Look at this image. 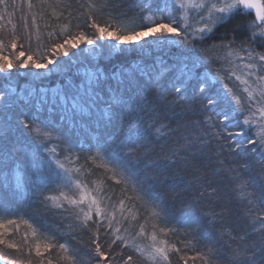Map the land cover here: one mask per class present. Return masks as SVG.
<instances>
[{
	"label": "trees",
	"instance_id": "1",
	"mask_svg": "<svg viewBox=\"0 0 264 264\" xmlns=\"http://www.w3.org/2000/svg\"><path fill=\"white\" fill-rule=\"evenodd\" d=\"M18 3L17 0L0 3V40L7 47L4 54L15 56L8 46L7 38L12 37L13 33L9 26L17 22L15 29H21L26 20L27 28H24L23 35L15 31L17 37H22L23 47L18 50L26 54L22 59L32 55L44 63L49 59L53 63L42 69L29 64V67L18 71L0 72V223L9 228L8 232L0 228V233H3L6 241L22 246L18 251L8 248L7 244H0V256L5 258L2 261L5 264H40L43 260L44 264H48L51 259L53 264H69L63 257L74 255L76 264H96L98 259L91 244L92 231H95L91 222V230L82 229L78 226L79 221H74L69 214L72 211L70 207L69 211H64L52 207L46 209L41 204L45 197L57 195L61 179H46L49 175L48 162L41 167L46 154L39 143L32 139V134L20 124L21 119L35 118V123L50 121L57 129V134L72 145L73 157L69 160L72 161L76 180L90 187H98L102 197L110 203L120 205L122 200L125 207L137 212L132 233L147 221H150L148 227L152 230L154 222L159 227L175 229L165 236L159 232V227L156 228L161 237L179 249L170 250V264H205L198 253L206 254L209 249L213 253L208 256L211 264H229L232 255H238L240 243L230 239V235L251 233V217L246 219L243 214L248 203L244 197L246 192H254L257 196L261 194L259 173L264 163V149L257 142L255 147L259 150L252 151L253 145L248 141H258L255 128L250 125L236 127L246 116L228 97L216 99L221 106L226 107L231 103L237 109L230 114L229 130L240 135L216 139L218 128H213L211 124L222 120V116L217 115L221 109H205L207 99L195 95L191 88L176 93L173 84L179 86L177 78L182 73L185 77L199 73L215 85L213 91L219 90L223 96L220 80L214 79L218 71L220 75L227 72L223 69L220 55L230 49L222 47V43L234 41L231 45L233 49L248 48L253 52L264 53V41L257 40L252 44L245 42L252 32L258 31L257 28L248 27L254 14L232 15L227 22L217 25L213 32L203 33L202 40L199 38L201 34L192 28V23L187 22L190 25L187 28L188 39L194 47H186L181 37L173 35L147 36L129 44H121L117 40L99 36L91 26L88 4L95 3L98 6L92 10V15L100 26H107L106 22L111 21L114 29L117 22H122L139 31L142 17L151 15L155 19L161 15L157 6L163 7L165 0H107L110 7L103 9L99 5L105 0H49L47 4L32 0L33 7L27 13L14 9L15 6L18 8ZM6 6L12 10L10 18ZM19 6L22 8V4ZM53 9L56 15H53ZM14 12H18L17 17ZM33 14L36 24L31 26ZM175 15L179 16V13ZM64 25L68 26V32L72 35L83 32L93 39V47L88 50L73 48L67 56L52 51L55 43H62L67 38L66 34L61 35ZM3 33L4 39L1 38ZM49 33L53 35L49 36ZM197 53L201 60L193 68ZM97 73L111 77L104 85L105 92L109 83L115 88L118 80L125 81L121 85V92L128 103L122 112L130 125L137 124L140 115L136 110L137 105L146 111L154 106L159 115L157 126L161 122L165 125L161 129L163 135L158 139L155 136L150 138V142L137 153L138 163L133 162L131 172L121 166L120 159L105 155V146L111 141L109 132L112 126L105 128L95 119L88 122L73 120L70 107L63 104L65 93L71 97L76 93L77 85L86 86L92 75ZM128 80L132 81L130 85ZM84 91V87L79 89L80 94H84ZM101 96L100 109L106 110L108 96L104 92ZM148 115L150 113L143 116L145 122H148ZM208 116L213 117V120L205 123ZM114 124L118 127L119 120L114 121ZM57 143L53 140L49 147L57 146ZM185 144L188 147H184ZM64 147L67 145L57 147L60 159H64L65 152L61 151ZM98 149L101 155L93 162L90 157ZM25 153L29 157L33 154L38 156L30 170L24 167ZM166 156L170 159L166 160ZM241 165L246 167L241 168ZM228 169H236L243 179L250 180L249 188H238L235 181L230 179L232 173ZM17 174H20L19 178ZM16 181L23 185H17ZM45 184L48 186L45 187ZM144 192H149L154 198H162L165 211L161 220H153L152 204L144 202L147 197L141 199ZM47 203L51 205L52 202ZM253 211L257 215L262 214L264 205L254 206ZM93 218L99 219L95 215ZM10 219L16 224L7 225ZM25 220L29 223H24ZM99 220L102 225L99 229L100 242L108 257L105 264H124L129 256L132 257L130 264H145L124 240H117L109 248L116 235L104 219ZM29 224L37 230L36 236L32 235ZM197 224L199 229L191 234L189 230L196 228ZM221 233L225 235L221 236ZM252 241H257L256 235L248 237V242ZM36 243L42 247L46 243L54 246L47 251L41 249L43 255L37 256ZM61 243L68 246V253L59 248Z\"/></svg>",
	"mask_w": 264,
	"mask_h": 264
},
{
	"label": "snow or ice",
	"instance_id": "2",
	"mask_svg": "<svg viewBox=\"0 0 264 264\" xmlns=\"http://www.w3.org/2000/svg\"><path fill=\"white\" fill-rule=\"evenodd\" d=\"M5 0H0V3H4ZM15 2V0H14ZM27 6L29 9L33 7L32 0H26ZM41 4H47L49 0H38ZM51 6V5H49ZM98 6L95 3L88 4V12L89 17L92 19L91 26L99 33L101 38L113 39L119 41L121 44H129L133 41H137L139 39H143L147 36H167L173 35L176 37H181V42L185 44L186 47H194L193 42L189 41L187 35V28L190 25L187 24L189 18V9H207V18L202 13H198L199 20L202 22L203 26L199 27L195 31L200 35V39H204L203 33L213 32L214 28L222 23L227 22L228 19L231 18L232 15L240 14V15H252L254 14V19L250 22L249 28H257L258 31H254L250 34L248 38H246L247 43L252 44L257 40L264 41V0H222V2L218 5L217 3H207L206 0H165L163 7L157 6V11L161 13L153 18L151 15H146L142 17V26L140 30L137 31L136 28L128 27L122 24V22H117L116 27L113 29L111 26V21L106 22L107 26H100L95 18L92 15V10L97 8ZM101 9L110 7L105 0V3L99 5ZM167 13V14H165ZM175 13H179V16H176ZM53 15H56L55 9H53ZM2 19V17H0ZM146 22V23H143ZM259 22V24H257ZM32 24H36L35 14L32 15ZM24 27L27 28V21L25 20ZM67 35V38L64 39L62 43H55L53 45L54 52H62L65 56L68 55L69 48H76L81 43L93 44L94 40L89 38L85 33L80 32L77 35H72L68 32V26L64 25L61 27V35ZM37 39H39V30L36 32ZM53 35L49 33V36ZM195 34L193 35V39H195ZM31 39V37H29ZM232 43L234 41H229L227 44L222 43V47L230 49V55L236 53L237 50L231 48ZM10 47L13 51L17 49V36L15 33V25H13V33L12 38L9 41ZM5 45L3 41H0V72L11 71L16 69L17 71L20 69H24L31 67L36 69L47 68L48 64H52L53 60L49 59L47 63H44L42 59H34L32 55H28L26 59H22L25 57V52L20 51L14 57L4 54ZM21 47H23L21 45ZM253 56V51H248V57L251 59ZM200 55L195 54V60L193 61L192 67L196 68L197 62H200ZM259 61L261 62L259 67L261 70H264V54H259ZM231 62L229 61V64ZM245 68H256L257 65L253 63H248L244 65ZM255 75V73H253ZM230 76H235L237 80H241V76L236 74L235 67H231L224 75H220L219 71L217 76L214 79H219L221 82L229 78ZM111 77H103L100 74H93L89 79L88 84L85 85H77V91L71 97L65 93L63 99V104L70 107L71 118L73 120L79 119L84 122H88L92 119H95L97 123L103 125L105 128H108L109 125L112 126V131L109 132L111 136V141L105 146V155L111 156L116 159H120L121 166L127 171L131 172L133 168V162H137V153L150 142V138L156 137L157 139L162 136L161 129L165 127V125L161 122L157 126V121L159 120V115L156 108L153 106L147 111L137 105V112L140 113L137 124L132 126L129 124V120L127 117L123 115L122 109L128 103L124 99V93L121 92V85L125 84L124 80H118L115 88L108 84L107 91L105 92L104 85L108 81H110ZM179 80V86L177 84H173V89L176 93H182L184 90L191 88L195 95L202 96L207 99V104L204 105L205 109L208 108H220L221 111L217 113V115L222 116V120L212 123L211 126L213 128H218V131L215 134L216 139H227L233 135H240L239 132H232L229 130V124L231 123V112L237 110L234 109L232 104L229 103L226 107L221 106L217 102V97L224 98V96L228 97L230 101L235 102L236 106H239L241 101L240 99L233 94L232 89L228 87L227 84H223L224 93L223 96L219 90L213 91L215 85L210 83L207 77L202 78L199 73L197 74H188L186 77L184 73L181 74L180 77L177 78ZM245 85H247V80L242 81ZM257 82L260 85V101L258 104H262L264 102V74L259 75L257 77ZM127 83L130 85L132 83L131 80H128ZM81 87L85 88L84 94H80L79 89ZM244 91L248 95V99H253V92L249 91L247 87L244 88ZM104 92L105 95L108 96L107 101V109H100V102L102 100L101 93ZM212 93V95H206L207 93ZM99 111H96V110ZM256 112L259 113L261 118H264V105L256 108ZM147 113L148 122H145L143 116ZM255 114V113H253ZM67 118V117H65ZM119 120V126L116 127L114 121ZM35 118H25L20 120V124L27 129L32 134V139L39 143L40 147L43 148L45 152V156L41 161V167L44 166L45 162L47 163V169L49 172L48 177L46 178L49 181H56L60 179H64L65 183L63 187H67L71 190L70 186L73 181L71 177L68 175L70 173V169L65 167V163L61 161L57 154V147L61 145H67L61 149L62 152H67L68 155H65L64 159L68 160L73 151L72 145L63 139L60 135L57 134V129L53 127L52 123L48 120H41L40 123L34 122ZM213 120V117L208 116L205 120V123H209ZM250 120L248 117H245L236 127L240 128L241 125H249ZM207 135V133H205ZM123 137V138H121ZM57 141V146L49 147V144L53 141ZM203 143H207L206 141H202ZM257 142L260 144L261 148H264V136H261L259 141L249 140L248 143L253 145L252 151H258L255 147ZM184 147H188V144H185ZM39 152V148L37 149ZM122 153V156L120 155ZM101 155L99 149L90 157V159L95 162V160ZM175 155V153H173ZM24 167L26 170H30L35 161L38 159L36 154H33L31 157L28 156L27 153L24 154ZM166 160L170 159V157H165ZM53 164L55 167H53ZM241 168H245V165H241ZM63 176H62V172ZM232 175L230 179L234 180L237 187L241 190L248 189L251 181L245 180L241 177L240 172L236 169H228ZM136 175L135 172L132 173ZM259 178L261 180V194L257 196L254 192H246L245 199L247 200V204L245 205L244 216L246 219L251 217L249 220V225L251 227V233H244L243 235L231 236L230 239L237 240L240 243L238 244L239 253L238 255H232V259L229 261V264H264V212L262 214L257 215L256 212L253 211V207L256 205H264V163L261 165V172L259 173ZM43 179V178H42ZM41 181H37L39 183ZM119 182V181H118ZM45 187L48 185L45 184ZM75 189L79 191V198L75 196H70L64 191H60L57 196L45 197L44 200L41 201V204L44 208H59L64 211H69V207H65V205L70 206L72 211H70V215L73 217L74 221H79V227L82 229H90L91 226L95 227V231H92V239L91 244L94 245V253L95 256L98 257L96 260V264H105L108 260V257L103 250L102 243L100 242V232L99 229L102 226L99 219H94L93 216L108 220V227H112V220L115 218L113 213H108L105 209L100 206V199L97 195L93 194V191L88 190L87 185H85L82 181L77 180L75 182ZM38 190V189H37ZM96 192L99 191V188L95 189ZM141 191H144L141 188ZM213 193H215V189H213ZM144 197H147L144 200ZM144 202L151 203V216L154 221H159L163 218L162 214L165 209L162 206V198H154L149 192H144V196L141 197ZM160 202H157V201ZM51 201V205L47 202ZM82 205H86L87 210ZM249 205L253 206L250 207ZM121 211L124 209V202L120 201ZM135 219V216H133ZM119 223V221H117ZM24 223H29L27 220ZM16 221L8 220L7 225H15ZM258 225V227H257ZM29 227L32 228V235H37V230L33 228L31 224ZM153 231L150 234V239L152 240L151 249L152 251L148 253L149 258L154 262V264H170L169 262V251L170 248L178 251L179 249H175L174 246H168V242L164 239L157 241V233L156 228L159 227L158 223H153L152 225ZM0 228L4 229V232H8L9 228L0 223ZM199 229V225L197 224L196 228H191L189 231L191 234H195ZM91 230V229H90ZM127 230V229H125ZM114 231L119 232L120 229H114ZM175 229L165 227H159V232L163 233L167 236L170 232H174ZM145 233L144 225H140V232L138 235H143ZM225 233H221V236H224ZM250 235H256L257 241L248 242V237ZM54 238V237H53ZM117 240L123 241V238L120 236H116L115 239L111 241L109 244V248L112 245L117 243ZM126 243V241H124ZM25 243H27V234H25ZM0 244H7L8 248L17 249L18 251L21 249V245L16 242H8L3 238V233H0ZM54 245L51 243H46L44 245L45 250H49ZM231 249V244L228 245ZM59 248L63 250L65 253L69 252V248L66 244H59ZM31 247L29 251H31ZM35 252L37 256H42L41 245L40 243L35 244ZM235 252V250H233ZM257 253H259V258L257 257ZM212 250L209 249L206 254L198 253L202 259H204L205 264H211V261L208 259V256H211ZM231 255V253H230ZM3 256H0V260H4ZM63 259L68 260L69 264H76V257L74 255H68L63 257ZM132 257L129 256L128 259L124 262V264H130ZM40 264H44L43 260L40 261ZM48 264H53L52 260H48ZM187 264V262H185Z\"/></svg>",
	"mask_w": 264,
	"mask_h": 264
},
{
	"label": "rangeland",
	"instance_id": "3",
	"mask_svg": "<svg viewBox=\"0 0 264 264\" xmlns=\"http://www.w3.org/2000/svg\"><path fill=\"white\" fill-rule=\"evenodd\" d=\"M17 1L19 2L18 8L16 9V6H15V8H14L15 10L23 11V13H27V11H30V9L27 6L26 0H17ZM197 2H199V0H197ZM206 2L209 4L210 3H217L219 5L222 2V0H206ZM20 4H22V8L19 6ZM7 10L9 11V12H7V15L9 14V18L12 17L11 13H10V12H12V10H10L9 7H7ZM188 11H189V18H188L187 22L192 23L191 24L192 28L198 29L199 27H202L203 25H200V23H202V22L199 20L198 13H205L204 16H205V18H207V9H189ZM17 14H18V12L17 13L14 12V15L16 17H17ZM16 23L17 22H14L11 26H9L10 31L13 32V25H15ZM29 25L32 26L33 24H29ZM24 28L25 27H22L20 29L19 27H17V29H15V31H19L20 32L19 35L22 36L23 33L25 32ZM28 29H30V28H28ZM21 36L17 37V49H16L17 51L12 50V52L15 53V55L18 54V52H20L18 50L21 48V45L23 46ZM4 37H5V35L3 33L1 38L4 39ZM31 37H33V36H31ZM11 38L12 37L7 38L8 42L11 40ZM34 38L35 37H33V39ZM0 41H3V40H0ZM133 42H135V41H133ZM3 43H4V41H3ZM8 46L10 47L9 43H8ZM79 47L82 49L88 50L89 48L93 47V45L81 43L78 46V48ZM72 49L73 48H69L68 52H71ZM52 51H54V49ZM248 51H249L248 48H242V50H237L236 53H233L231 55L229 54L230 50H228L224 53H221L220 59H222L223 64H224L223 69L228 71L231 67H235L236 74L241 76V80H237L235 78V76H230L229 78H227L223 82L220 81V83L222 86H223V84H227L228 87L232 89L233 94H235L240 99L241 103L237 107L240 110V112H242L244 114V116L249 118V120H250L249 125L253 126L255 128V131H256L257 137H258V141H259L261 136H264V118L260 117L259 113L256 112V108L264 105V102H262V104L257 103L261 99L260 98V85L257 82V77L259 75L264 74V70H261V68L259 67V65L261 63L259 61V54H261V53L253 52L252 58L249 59ZM58 53H59V55L61 54L60 56L64 55L62 52H58ZM229 61L231 62L230 64H229ZM248 63L256 64L257 67L251 68V69L245 68L244 65L248 64ZM253 73H255V75H253ZM243 80H247V85H245L242 82ZM245 87H247L249 89V91L253 92V99H251V100L248 99V95L244 91ZM233 104H235V102H233ZM253 113H255V114H253ZM65 155H68V153L65 152ZM65 155H63V157H65ZM70 157H73L72 153H71ZM69 159L68 160L61 159V161L65 163L66 168L72 170V171H70V173H68V175L71 177V180L73 181L72 185L70 186L71 190L67 187H63L65 181H64V179H61V184L58 187L59 191L57 192V195H59L60 191H64L70 196H75L76 198H79V191L75 189V182L77 180L74 178V167L71 164L72 161H70ZM61 172H62V170H61ZM63 175L64 174L62 172V176ZM16 177L19 178L20 174H17ZM16 184L17 185H23L22 182H20V181H16ZM87 187H88V190L93 191V194L97 195L99 197L101 208L105 209V211L108 213L114 214L115 218L112 220L111 229H113V231H114V229H120L119 232L114 231L115 235L122 237L123 240L126 241V244L144 260L145 264H154V262L149 258V255H148V253H150L152 251L151 244L153 243L152 240L150 239V234L153 230L148 227V225L150 224V221H147L146 224H145V222H144V224H142L145 227V233L143 235H138V233L140 232V227H138V229L134 233H132V225L135 223L133 216H135V218H136L137 212H134L133 208H131V207L127 208L125 206H124L123 211H121L120 205H115V204L110 203L109 200H105V198L102 197V195L99 191L98 192L95 191V189H97L98 187H95V186H91V187L87 186ZM65 206L70 207L68 205H65ZM82 207H85V210H87L86 205H82ZM101 218L104 219L103 217H100L99 219H101ZM104 220L108 223V220H106V219H104ZM117 221H119V223ZM18 226L21 229L20 225H18ZM125 229H127V230H125ZM161 239H164L167 241V239H165V237H163V236L161 237V235L159 233H157V241H159ZM168 246H171V245L168 243ZM43 248L44 247L41 246L42 250H44ZM170 250H171V248H170ZM0 262L2 264H5L2 260H0ZM169 262H170V258H169Z\"/></svg>",
	"mask_w": 264,
	"mask_h": 264
},
{
	"label": "water",
	"instance_id": "4",
	"mask_svg": "<svg viewBox=\"0 0 264 264\" xmlns=\"http://www.w3.org/2000/svg\"><path fill=\"white\" fill-rule=\"evenodd\" d=\"M258 24H259V22H258Z\"/></svg>",
	"mask_w": 264,
	"mask_h": 264
}]
</instances>
